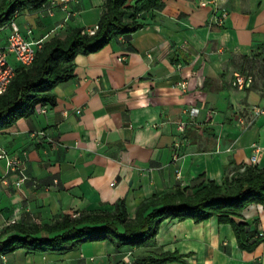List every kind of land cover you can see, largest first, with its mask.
<instances>
[{"label":"crops","instance_id":"crops-1","mask_svg":"<svg viewBox=\"0 0 264 264\" xmlns=\"http://www.w3.org/2000/svg\"><path fill=\"white\" fill-rule=\"evenodd\" d=\"M213 1L161 0L158 10L139 15L135 33L76 56L72 78L51 91L53 103L0 131V155L16 161L9 168L0 159V232L112 213L119 201L133 220L140 204L176 188L192 194L220 184L253 156L264 169V113L252 114L264 110V0ZM103 5L49 0L16 22L32 40H62L95 27ZM7 34L0 32L1 43ZM243 62L256 68L254 84L238 91ZM231 220L245 226L248 243L259 238L252 251L241 250L230 225L215 217L167 219L139 248L102 241L63 252L17 250L0 264H132L167 255L181 262L164 264H264V209L249 205Z\"/></svg>","mask_w":264,"mask_h":264},{"label":"trees","instance_id":"trees-1","mask_svg":"<svg viewBox=\"0 0 264 264\" xmlns=\"http://www.w3.org/2000/svg\"><path fill=\"white\" fill-rule=\"evenodd\" d=\"M49 0H3L0 5V29L6 26L16 12H36ZM161 0H104L103 9L93 35L81 29L69 32L64 39L52 38L43 42L30 67L15 68V74L6 92L0 96V131L16 121L30 117L36 106L53 103L51 91L72 78L76 56L99 52L111 41L128 37L142 24L137 18L142 13L158 10ZM220 184L208 182L194 193L176 188L173 193L161 194L140 204L133 220L127 218L124 203L114 204L112 213L87 214L71 217L65 215L43 226H11L0 232V256L17 250L26 253L63 252L85 243L107 241L117 248H139L151 242L167 219L182 222L191 220L198 224L215 217L220 224L230 225L238 247L252 251L259 238L247 242V231L231 218L249 205L264 209V169L244 166ZM16 232L17 236L8 235ZM55 235L52 239H36L38 233ZM181 262L179 256L155 258L146 256L132 264H164Z\"/></svg>","mask_w":264,"mask_h":264},{"label":"built area","instance_id":"built-area-1","mask_svg":"<svg viewBox=\"0 0 264 264\" xmlns=\"http://www.w3.org/2000/svg\"><path fill=\"white\" fill-rule=\"evenodd\" d=\"M68 1V0H64ZM211 4H214V1L211 0ZM23 14V12H16L14 17L9 21V23L0 29V32L7 31L8 34L5 37L4 43L0 41V96L6 92V89L14 77L15 67L11 65L8 61L9 57H12L14 62L17 64V67L20 68H28L33 63L37 53L41 50L44 40H32L30 39L32 35V31L28 29L25 34H22L19 26L16 22V18ZM226 17L225 14H221L219 18H217L218 24L222 23V20ZM97 27L90 28L88 30H83L82 33L86 35H93L96 31ZM149 57V55H147ZM233 86L238 91H245L251 88L252 79L251 77H244L236 74L234 76ZM197 113L196 109H192L189 112L190 116H195ZM264 113L263 109L252 110V114L254 116L262 115ZM240 121V119L238 120ZM242 122V121H241ZM43 133H39L38 137H43ZM0 159H5L6 165L9 168H14L16 163L15 160H8L4 154L0 155ZM255 156H253L250 160V165L254 166L255 164ZM244 169L242 168L240 172ZM77 217V215L72 216Z\"/></svg>","mask_w":264,"mask_h":264},{"label":"rangeland","instance_id":"rangeland-1","mask_svg":"<svg viewBox=\"0 0 264 264\" xmlns=\"http://www.w3.org/2000/svg\"><path fill=\"white\" fill-rule=\"evenodd\" d=\"M3 2V0H0V5L1 3ZM19 17V16H18ZM17 19V18H16ZM8 61L11 63V65H15L14 62H13V59L11 60V57L8 58ZM244 64H241V68H240V71L238 72L239 75L241 76H244V77H251L252 79V83L254 84V80H253V72L255 71L254 69H256L255 67L254 68H251L247 62H243ZM259 71V70H258ZM245 115H241L240 116V122L244 121L243 119H245Z\"/></svg>","mask_w":264,"mask_h":264}]
</instances>
